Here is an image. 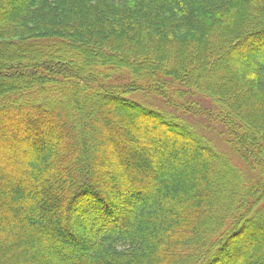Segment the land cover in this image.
I'll return each mask as SVG.
<instances>
[{
  "label": "trees",
  "instance_id": "obj_1",
  "mask_svg": "<svg viewBox=\"0 0 264 264\" xmlns=\"http://www.w3.org/2000/svg\"><path fill=\"white\" fill-rule=\"evenodd\" d=\"M42 48H73L82 62ZM20 49L33 60L0 51V74L23 86L0 102V264H264V0H0V50ZM93 57L113 69L83 68ZM138 88L187 114L190 92L213 101L242 170L134 100ZM178 133L196 145L176 146ZM168 135L179 150L169 156ZM112 199L123 205L107 216ZM68 208L108 222L77 225L73 244ZM248 224L259 239L231 246Z\"/></svg>",
  "mask_w": 264,
  "mask_h": 264
},
{
  "label": "rangeland",
  "instance_id": "obj_2",
  "mask_svg": "<svg viewBox=\"0 0 264 264\" xmlns=\"http://www.w3.org/2000/svg\"><path fill=\"white\" fill-rule=\"evenodd\" d=\"M0 51H2L1 54H2V58H4V59L5 58L7 59V58L10 57L9 59H11V60H19L20 62L23 59H26L29 62L33 60V56H31L28 53V51H24L23 49L15 50V51L11 50V52H7V51H4V50H0ZM43 53H46V54L50 53V55L53 53L51 55V57L56 58V59H58L59 61H62V62H68L69 64H71L73 66V68L76 66V64L78 65V63L82 62V60H81V56L82 55L80 53H78L77 51H75L73 48H69V49L66 48V49L60 50V51H58V50L51 51L50 48H42V52H41V54H39V56L43 55ZM89 59L90 60H89L88 63H85V61H84L85 64L83 66V68H86V69L88 68L89 71H91V70L93 71V70L99 69L100 70L99 72H102V71H107V69H110V70L113 69L111 64H106V63H104L103 61L99 60L96 57L89 58ZM0 62L2 63V59H0ZM4 62H7V61L4 60ZM34 65H35V68H38V67L41 66L40 64H36V63ZM42 65H44V64H42ZM10 68H12V63L9 64V65H5V69H4L3 72L9 71ZM158 71H160V70H158ZM127 72L129 73V75H131L130 73H132V72H130V69H128V71H122V73L125 74V75L127 74ZM136 72L137 71H135V73ZM150 73H151V71L148 72L146 67L139 71V74H141V78H143V79L146 78V79H152L153 80V77L151 76ZM21 77L22 78H26L27 76L22 74ZM11 82H12L11 80H7L5 77H3L2 74H0V102H2L3 100L8 99L11 96V94L19 93V90H21L20 88L23 87V86L10 87L9 84ZM134 94L135 95H133L132 98H134V100L139 102L141 105H143L147 109H150V110L153 109V111L158 112L160 114L162 112H163V114L165 112H167L169 117H170L169 120L173 121V119H171V118L173 116H175V117H177V118H179L181 120V123L184 126H186L185 122L188 123L189 125H187V127L190 128V130H191V134L190 135H192L191 136L192 138L195 136L199 140L204 141L206 143V146H212L216 150H218L221 153H223L225 156L229 157L231 159V161L235 165H237V167H239L240 169L243 168L242 161L240 159L241 157H240L239 153H237L236 151H234V150L229 148V145L225 141L226 140L224 138L225 136L224 135L222 136L219 133V131H218V130L221 131L220 125L215 123V122L213 123L214 119L218 120V114H217V111L214 109L215 106H214V102L213 101H209V99H206V97L204 95L200 94L198 91L190 92V94H192L190 100L191 99L195 100L196 101V106H197L196 115H193V114H191V112H192L191 110H186V111L190 112L188 114L186 112H183V113L180 112L183 108H179V107L177 108L175 106L173 107V105H170L169 103H166L163 100L164 98H162L158 93H154L153 91L147 90L146 88H144V89L138 88V89L134 90ZM182 94H184V93L182 92L181 95ZM101 102L105 106V107L103 106L104 108L108 107V109H113V110H115V109L116 110L120 109L122 111L125 110L124 108H121V106H119L118 104L109 102L106 98L101 99ZM127 110H129V109L127 108ZM124 112H126V111H124ZM126 113L129 114L128 116H129L130 119L136 120L135 118L138 117V119L140 121L143 120L142 117H140V115L137 112H133L131 109H130V111H127ZM154 124L155 125H160V124H157V123L153 122V125ZM163 126H165V125L163 124ZM80 133H82V132H80ZM145 133H146V135L149 136V133L147 131ZM184 135L185 134H179L178 136H176L177 138L175 136H173V137L171 136L173 140H176V142H177L176 146H179V147L184 146L185 145L184 144L185 141H187V142L189 141L190 145H191V143L196 145L191 140L192 138L189 139V137L184 136ZM81 137H83V133H82ZM86 138H89V137L86 136ZM160 139H161L162 143H164V145L167 146V147H165L163 149L165 154H167L169 156V154H171L170 151H172V153L175 152V151H176V153H178L179 150H176L177 148L175 149V146H172L174 149L173 148L169 149L170 148L169 145L173 143V140L171 141V138H169V135L167 137L160 138ZM151 140L154 141L155 139L154 138L152 139V137H151ZM197 148H199V146ZM201 149L204 150L203 148L200 147V150ZM81 158L85 162V168L84 169L89 171L91 169L90 162L93 161L92 157L89 156V154H87L86 151H84L83 152V157L81 155ZM83 167H84V165H83ZM108 167L105 168L106 172H110ZM87 183H88L89 186H92L91 184H94L92 181H88ZM237 193H238V191H237ZM240 194L243 195L242 192H240ZM238 195H239V193H238ZM81 196H82L83 203L87 204L89 199H87L86 195H84V194L81 195ZM131 196H132V194H131ZM131 196H129V198ZM124 199H127V198H124ZM110 202L112 204H114L113 205L114 207L110 206V208H111V212L110 213H108L109 211L106 208L104 209V212L108 213L107 216H109L111 214L115 215L116 211H118V210L121 211V208H122V205H123V204L119 203L118 206H117L115 199H112ZM115 204H116V207H117L116 209L117 210L114 209L115 208ZM74 207H75L76 210H78L80 207L82 208L81 210H83L85 208L83 210L84 212H85V210L90 208L87 205L80 206L78 203H75ZM69 208H70V206H69ZM69 208L67 209L66 214H65V216H66L69 213V217H68V221H67V224H66L67 226H66V228L64 227V232L65 233H69L68 235H70V239L68 241L72 242L73 244L81 243V240H79V237L81 235H83V231H80V229L76 228L77 225H80V226H82V228H86V229L89 230L90 228L95 227V225H97V224H103V223H107L108 222L105 217H100V216L98 217L97 215H95V216L91 215L92 217L86 215V218H87L86 220H84L82 218H78L79 216L75 215V213H71ZM85 213L88 214L89 212L86 211ZM110 218H111V216H110ZM245 229H246L245 230L246 233L240 238L236 237L234 239V241H232L231 246H234V248L235 247H242L243 243L247 239H249V237L250 238L259 239V236H257V237L253 236V234H255V233L252 234V232H253L252 230H254L252 226H250V228H249V224H248V226ZM64 236H66V235H64ZM222 260H224V258ZM218 264H221V263H218Z\"/></svg>",
  "mask_w": 264,
  "mask_h": 264
},
{
  "label": "bare ground",
  "instance_id": "obj_3",
  "mask_svg": "<svg viewBox=\"0 0 264 264\" xmlns=\"http://www.w3.org/2000/svg\"><path fill=\"white\" fill-rule=\"evenodd\" d=\"M226 247V246H225Z\"/></svg>",
  "mask_w": 264,
  "mask_h": 264
}]
</instances>
